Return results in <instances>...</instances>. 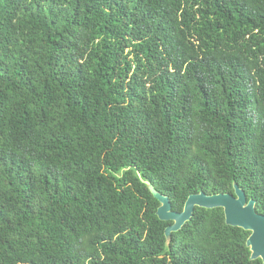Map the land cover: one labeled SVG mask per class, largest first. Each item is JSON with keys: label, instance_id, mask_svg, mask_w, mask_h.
Listing matches in <instances>:
<instances>
[{"label": "trees", "instance_id": "1", "mask_svg": "<svg viewBox=\"0 0 264 264\" xmlns=\"http://www.w3.org/2000/svg\"><path fill=\"white\" fill-rule=\"evenodd\" d=\"M264 0H0V264H263Z\"/></svg>", "mask_w": 264, "mask_h": 264}, {"label": "water", "instance_id": "2", "mask_svg": "<svg viewBox=\"0 0 264 264\" xmlns=\"http://www.w3.org/2000/svg\"><path fill=\"white\" fill-rule=\"evenodd\" d=\"M148 187L161 206L157 215L160 220L173 222V225L166 229L168 243L172 239L173 233L179 232L188 223L195 212V209H223L226 223L229 226L243 229L251 235L247 241V247L251 250L252 260H262L264 264V216L256 211V202L248 201L246 194L236 185L235 195L218 194L206 195L200 193L188 198L182 212H174L171 201L168 197L160 194L155 187L148 183Z\"/></svg>", "mask_w": 264, "mask_h": 264}]
</instances>
